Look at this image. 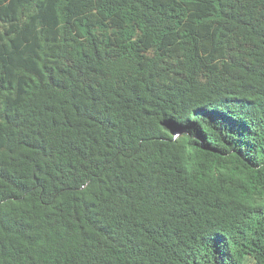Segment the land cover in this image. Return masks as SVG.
<instances>
[{"label":"trees","instance_id":"16d2710c","mask_svg":"<svg viewBox=\"0 0 264 264\" xmlns=\"http://www.w3.org/2000/svg\"><path fill=\"white\" fill-rule=\"evenodd\" d=\"M0 264H264V0H0Z\"/></svg>","mask_w":264,"mask_h":264}]
</instances>
